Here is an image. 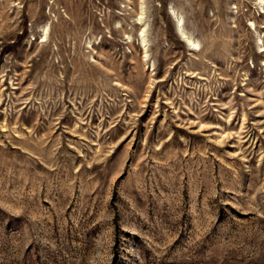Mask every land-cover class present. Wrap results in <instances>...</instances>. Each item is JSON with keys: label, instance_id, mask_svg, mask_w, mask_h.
<instances>
[{"label": "rangeland", "instance_id": "374dc122", "mask_svg": "<svg viewBox=\"0 0 264 264\" xmlns=\"http://www.w3.org/2000/svg\"><path fill=\"white\" fill-rule=\"evenodd\" d=\"M0 264H264V0H0Z\"/></svg>", "mask_w": 264, "mask_h": 264}, {"label": "bare ground", "instance_id": "6f19581e", "mask_svg": "<svg viewBox=\"0 0 264 264\" xmlns=\"http://www.w3.org/2000/svg\"><path fill=\"white\" fill-rule=\"evenodd\" d=\"M168 12L172 15V17L175 20L176 23V31L179 34L180 38L189 46L194 47V41L191 39V37L180 27V17L177 13H175L172 8L168 10ZM182 18V17H181ZM182 20V19H181ZM143 39V38H142ZM143 43V42H142Z\"/></svg>", "mask_w": 264, "mask_h": 264}]
</instances>
